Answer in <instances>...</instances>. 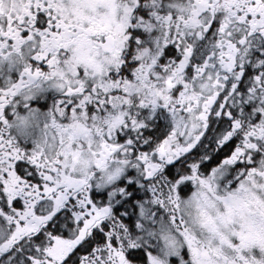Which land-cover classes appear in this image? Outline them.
<instances>
[{
  "label": "snow or ice",
  "instance_id": "obj_1",
  "mask_svg": "<svg viewBox=\"0 0 264 264\" xmlns=\"http://www.w3.org/2000/svg\"><path fill=\"white\" fill-rule=\"evenodd\" d=\"M0 264H264V0H0Z\"/></svg>",
  "mask_w": 264,
  "mask_h": 264
}]
</instances>
